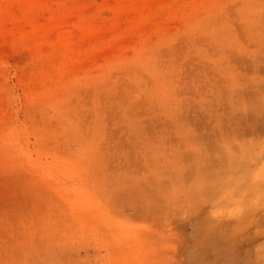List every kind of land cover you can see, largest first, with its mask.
I'll return each mask as SVG.
<instances>
[{
  "label": "rangeland",
  "instance_id": "1",
  "mask_svg": "<svg viewBox=\"0 0 264 264\" xmlns=\"http://www.w3.org/2000/svg\"><path fill=\"white\" fill-rule=\"evenodd\" d=\"M0 264H264V0H0Z\"/></svg>",
  "mask_w": 264,
  "mask_h": 264
}]
</instances>
